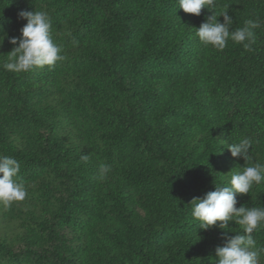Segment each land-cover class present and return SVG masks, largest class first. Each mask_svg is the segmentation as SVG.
Wrapping results in <instances>:
<instances>
[{
	"label": "trees",
	"instance_id": "trees-1",
	"mask_svg": "<svg viewBox=\"0 0 264 264\" xmlns=\"http://www.w3.org/2000/svg\"><path fill=\"white\" fill-rule=\"evenodd\" d=\"M21 10L49 14L63 61L3 68ZM222 11L230 31L260 22L252 51L202 44L213 11L179 0H0V155L27 191L0 204V264H211L235 232L201 229L190 202L264 163V0H217ZM244 137L250 162L227 148ZM237 200L264 207V184ZM253 236L264 246V229Z\"/></svg>",
	"mask_w": 264,
	"mask_h": 264
},
{
	"label": "clouds",
	"instance_id": "clouds-1",
	"mask_svg": "<svg viewBox=\"0 0 264 264\" xmlns=\"http://www.w3.org/2000/svg\"><path fill=\"white\" fill-rule=\"evenodd\" d=\"M217 0H179V7L184 12L199 16L202 9H209L213 14L195 28V36L205 46H212L223 51L229 40L240 44L246 51H252L256 36L254 30L259 28L258 20H246L243 27L231 30L233 17L228 11L215 14ZM20 19L26 24L20 28V36L7 37L14 47L9 52L3 68L14 73H27L45 66L53 67L58 61H63L62 47L54 42L51 28L52 22L46 11L21 10ZM223 16V22L218 20ZM0 32H4L0 24ZM7 33L0 34V45ZM253 140L244 137L239 142L227 145L232 157H242L251 161L250 149ZM223 148H221L222 152ZM82 159L87 160L85 155ZM111 166H99V179L107 178ZM20 164L13 157L0 155V204L10 207L14 202L23 201L27 195L23 183L17 182ZM264 184V163H254L243 167L242 171L234 172L226 186L216 185L215 190L206 192L202 197H194L190 202L191 216L198 222L201 229L218 227L235 235L226 238L223 246L215 250V257H210L211 264H261L264 258V246H259L253 233L264 229V207H237L238 195L249 194L254 185ZM230 222L240 226V231H234Z\"/></svg>",
	"mask_w": 264,
	"mask_h": 264
}]
</instances>
